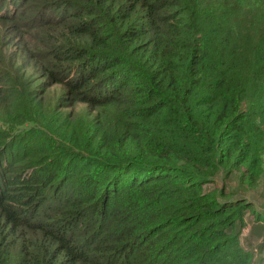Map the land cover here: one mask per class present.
<instances>
[{
  "label": "trees",
  "instance_id": "trees-1",
  "mask_svg": "<svg viewBox=\"0 0 264 264\" xmlns=\"http://www.w3.org/2000/svg\"><path fill=\"white\" fill-rule=\"evenodd\" d=\"M5 24L63 92L0 103V264H252L264 214L227 185H264V0H0Z\"/></svg>",
  "mask_w": 264,
  "mask_h": 264
},
{
  "label": "rangeland",
  "instance_id": "rangeland-1",
  "mask_svg": "<svg viewBox=\"0 0 264 264\" xmlns=\"http://www.w3.org/2000/svg\"><path fill=\"white\" fill-rule=\"evenodd\" d=\"M34 31L35 29L21 36L20 33L7 24L0 26V72L2 71L7 82L0 85V103L14 100L12 105L8 106H14L15 103L19 105L23 96L26 98L24 110L35 105L37 101L42 102V106L46 103L53 104L63 92L62 86H48L40 71L33 68L29 55L32 50L35 51L38 47L40 48L39 44L42 43H36L35 38L39 36L33 37L32 33ZM83 107V105L78 106L76 111L83 110ZM21 112L20 116L23 117L25 114H23V111ZM60 112L69 114L75 112V110H61ZM42 131L45 133V130ZM1 135L3 134L0 133ZM216 182L211 188L217 187L220 189L221 180ZM227 187L229 191L233 192L230 200L245 199L252 204L255 211L264 214L263 184L258 189L253 190L245 184L240 185L235 179L231 180ZM254 220L255 218L252 215L246 217V228L241 233L240 242L243 248L251 253L252 264H264V220Z\"/></svg>",
  "mask_w": 264,
  "mask_h": 264
}]
</instances>
